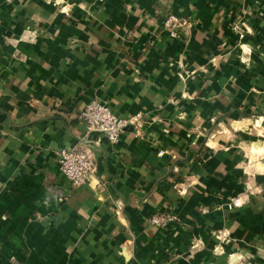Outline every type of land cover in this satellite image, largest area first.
Here are the masks:
<instances>
[{"label": "crops", "instance_id": "obj_1", "mask_svg": "<svg viewBox=\"0 0 264 264\" xmlns=\"http://www.w3.org/2000/svg\"><path fill=\"white\" fill-rule=\"evenodd\" d=\"M0 264H264V0H0Z\"/></svg>", "mask_w": 264, "mask_h": 264}, {"label": "built area", "instance_id": "obj_2", "mask_svg": "<svg viewBox=\"0 0 264 264\" xmlns=\"http://www.w3.org/2000/svg\"><path fill=\"white\" fill-rule=\"evenodd\" d=\"M163 24L170 30L171 35H178L181 27H191V20L179 16L175 13H168ZM79 117L85 122L86 130H98L106 133L109 142L118 140L126 125H131L136 133L142 123V113L136 111L125 116L117 115L109 105L92 99L87 102L80 111ZM57 163L60 172L72 185H80L90 181L96 171V157L91 144L87 143L81 149L74 147H64L57 151ZM234 204H239L236 198ZM174 215L153 214L149 222L156 226H164Z\"/></svg>", "mask_w": 264, "mask_h": 264}]
</instances>
